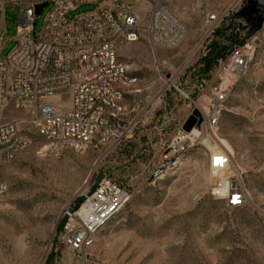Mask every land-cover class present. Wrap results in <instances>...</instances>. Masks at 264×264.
<instances>
[{
  "label": "rangeland",
  "instance_id": "rangeland-1",
  "mask_svg": "<svg viewBox=\"0 0 264 264\" xmlns=\"http://www.w3.org/2000/svg\"><path fill=\"white\" fill-rule=\"evenodd\" d=\"M101 2L79 4L67 18L95 10ZM53 3L50 1L37 16V37ZM151 3L153 0H148L145 5ZM166 3L187 29L182 41L186 45L195 37L193 46L186 51L179 44L155 52L142 34L138 41L121 42L117 48L130 74L144 85L141 94L127 95L149 105L147 127L120 145L85 152L67 150L52 157L39 154L43 139L31 124H25L33 144L0 165V178L9 186L8 202L0 208V264H264V23L256 33L254 62L234 86L218 129L219 137L232 147L245 170L246 200L241 206H229L211 192L209 149L202 144L188 151L177 173L155 185H146L144 180L194 105L193 100L209 102L210 79L196 57L221 38L203 41L207 15L236 12L244 0ZM0 22V56L4 58L19 43L15 4L0 11ZM169 73L172 82L193 100L162 77ZM54 99L62 101L64 108L71 107L68 93ZM12 118L29 120L30 113L10 102L0 122ZM103 176L134 189L136 194L97 235L85 256L60 239L63 210L75 206L89 184Z\"/></svg>",
  "mask_w": 264,
  "mask_h": 264
},
{
  "label": "built area",
  "instance_id": "built-area-1",
  "mask_svg": "<svg viewBox=\"0 0 264 264\" xmlns=\"http://www.w3.org/2000/svg\"><path fill=\"white\" fill-rule=\"evenodd\" d=\"M50 1L53 6L37 37V6ZM94 1L97 0H0V11L15 4L19 19V43L6 57L0 56V118L10 102L30 113L29 120L12 118L0 122V165L33 144L26 133L27 123L43 139L39 154L52 157H60L67 150L85 152L108 144L120 145L149 125L148 104L125 102L127 94L138 95L145 88L119 58L118 44L136 42L145 34L155 52L174 48L183 40L186 27L166 0H153L149 6L145 5L148 0H103L97 9L67 18L72 8ZM233 12L209 13L203 23V41L211 38ZM257 47V34L250 35L218 61L208 85L207 104L193 100L172 82L170 73L162 74L194 105L144 184L155 185L177 173L188 151L202 144L209 149L212 194L229 206L244 204L245 170L233 152L221 145L218 129L234 86L250 70ZM65 93L71 98L69 108L54 99ZM195 108L202 115L200 127L187 131L182 126ZM8 193V183L0 178V208L7 204ZM135 194L134 189L109 176L93 180L89 190L81 193L83 200L63 210L62 243L86 256L97 235Z\"/></svg>",
  "mask_w": 264,
  "mask_h": 264
},
{
  "label": "trees",
  "instance_id": "trees-1",
  "mask_svg": "<svg viewBox=\"0 0 264 264\" xmlns=\"http://www.w3.org/2000/svg\"><path fill=\"white\" fill-rule=\"evenodd\" d=\"M234 13L235 12H233L232 14ZM231 15L224 20L222 25L215 31L214 35L212 36L220 37L221 40L215 39L208 46H206L205 55L200 60V62L202 63L201 71L204 72V74L208 73L209 79L211 78L212 72L218 64V61L221 58H224L230 50L235 48L238 44L242 43L246 38L250 36L241 27L242 25H244L243 21L239 19H235L234 21H232L230 19ZM209 72L211 73L209 74ZM202 80L204 79L202 78L201 81H199L200 87H202L203 85ZM82 200L83 197H81V199L75 206H77ZM63 222L64 220L61 222V229L63 226Z\"/></svg>",
  "mask_w": 264,
  "mask_h": 264
},
{
  "label": "water",
  "instance_id": "water-1",
  "mask_svg": "<svg viewBox=\"0 0 264 264\" xmlns=\"http://www.w3.org/2000/svg\"><path fill=\"white\" fill-rule=\"evenodd\" d=\"M48 2L37 6V14H41ZM230 19L234 21L239 19L243 21L242 29L249 35L256 34L264 23V0H245L243 5ZM202 121V115L199 110L194 109L186 118L183 129L190 131L194 126L199 127Z\"/></svg>",
  "mask_w": 264,
  "mask_h": 264
},
{
  "label": "crops",
  "instance_id": "crops-1",
  "mask_svg": "<svg viewBox=\"0 0 264 264\" xmlns=\"http://www.w3.org/2000/svg\"><path fill=\"white\" fill-rule=\"evenodd\" d=\"M2 26V23L0 22V27ZM187 30V29H186ZM185 37V36H184ZM195 37H193L192 38V41H190L188 44H186L185 45V42H183V41H181L180 42V47L181 48H184V50H188L191 46H193L195 43H196V40L194 39ZM183 40H184V38H183ZM205 49L203 50V52L200 54V55H198L197 57H196V60H201L202 59V57L205 55ZM133 95H135V94H133ZM139 95V94H138ZM139 97V96H138ZM136 98V100L134 101V99ZM140 102H141V100H139ZM138 101V98L137 97H133L132 98V96L131 95H126V97H125V102H127V103H129V104H136V103H138V104H140V102ZM168 120V119H167ZM183 120V119H182ZM182 120L180 121V123L182 122ZM178 125H179V123H178Z\"/></svg>",
  "mask_w": 264,
  "mask_h": 264
},
{
  "label": "bare ground",
  "instance_id": "bare-ground-1",
  "mask_svg": "<svg viewBox=\"0 0 264 264\" xmlns=\"http://www.w3.org/2000/svg\"><path fill=\"white\" fill-rule=\"evenodd\" d=\"M219 138H220V142H221V144H223V146H226L227 148H229V149L233 152V149H232V147L228 144V142H227L226 140L222 139L221 137H219Z\"/></svg>",
  "mask_w": 264,
  "mask_h": 264
}]
</instances>
